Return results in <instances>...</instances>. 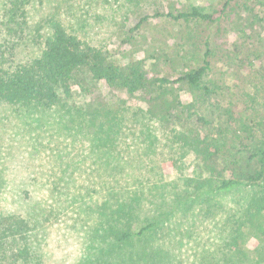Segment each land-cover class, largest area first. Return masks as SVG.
Segmentation results:
<instances>
[{
    "label": "rangeland",
    "instance_id": "rangeland-1",
    "mask_svg": "<svg viewBox=\"0 0 264 264\" xmlns=\"http://www.w3.org/2000/svg\"><path fill=\"white\" fill-rule=\"evenodd\" d=\"M41 1H35L27 39L12 58L30 55L34 27L49 17L108 50L116 63L139 59L160 76L194 59L202 64L208 43L203 83L209 91L181 84L172 91L211 121L199 132L217 137V180L201 154L174 136L188 125L158 122L152 135H123L110 157L105 148L93 149L90 136L68 128L65 107L19 111L0 104V211L27 219L31 244L45 264H90L96 252L88 247L90 229L115 201L111 192L138 189V204L124 226L131 236L114 243L111 264H264V189L239 178L234 163L243 153L226 129L232 105L250 123L264 121V0H172L179 7L200 6L213 20L175 25L150 18L132 32L128 28L145 5L158 0ZM116 108L109 103L108 114ZM256 134L264 137L263 124ZM218 174L240 183L216 190Z\"/></svg>",
    "mask_w": 264,
    "mask_h": 264
},
{
    "label": "trees",
    "instance_id": "trees-1",
    "mask_svg": "<svg viewBox=\"0 0 264 264\" xmlns=\"http://www.w3.org/2000/svg\"><path fill=\"white\" fill-rule=\"evenodd\" d=\"M35 1L42 3L41 0L1 1L0 104H10L19 111L55 105L65 107L68 128L74 127L77 132L90 136L93 149L105 148L110 157L119 151L118 140L123 135L131 140L152 135L151 128L158 122L188 125L182 132L173 130L174 136L201 154L205 167L216 172L211 178L217 180V137L201 136L199 132L207 131L211 121L198 114L191 101L180 99L179 94L172 91L176 84L184 85L189 91H209L203 83L209 68L207 42L202 64L194 59L174 74L160 76L149 73L139 59L116 63L108 50L90 44L67 30L59 20L49 17L45 24L34 27L28 44L30 55L12 58L27 39ZM143 10L139 22L132 24L128 32L137 31L150 18H167L175 25L190 20H213L200 6L179 7L172 0L149 3ZM252 26H248L249 29ZM235 27L240 35H248L245 28ZM124 41L121 36L116 44L119 46ZM75 97L81 100L76 101ZM111 102L117 106L113 115L107 110ZM234 107L226 109L229 124L226 129L237 139L239 152L243 153L234 163L235 169L239 178L264 189V137L256 134L264 121L250 123ZM218 177L216 190L240 183L233 176L218 174ZM138 194V189L115 195L111 192L115 201L109 208L106 205V216L90 229L88 247L96 250L88 259L90 264H111L114 243L129 239L131 233L124 226L127 227L138 204ZM0 264H45L40 252L31 244L29 223L21 215L0 211Z\"/></svg>",
    "mask_w": 264,
    "mask_h": 264
}]
</instances>
